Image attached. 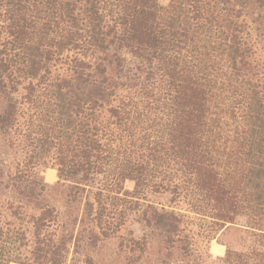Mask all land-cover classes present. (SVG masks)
<instances>
[{
	"label": "trees",
	"instance_id": "obj_1",
	"mask_svg": "<svg viewBox=\"0 0 264 264\" xmlns=\"http://www.w3.org/2000/svg\"><path fill=\"white\" fill-rule=\"evenodd\" d=\"M0 193V264H264V0H0Z\"/></svg>",
	"mask_w": 264,
	"mask_h": 264
},
{
	"label": "rangeland",
	"instance_id": "obj_2",
	"mask_svg": "<svg viewBox=\"0 0 264 264\" xmlns=\"http://www.w3.org/2000/svg\"><path fill=\"white\" fill-rule=\"evenodd\" d=\"M169 0H159V3L163 6L167 5ZM7 159L10 167L12 168V159L11 157H4ZM42 176L46 183L53 184L57 178V172L54 168L47 167L43 169ZM126 190L131 191L133 189V183L127 181L124 185ZM149 200L154 202H165V197L163 196H150ZM9 202L7 195H2L0 193V205L3 208L6 207V203ZM244 222L239 220L235 225H227L213 240L210 244L209 252L213 257L224 255L227 249L232 250H246L249 243L252 241L251 232L244 226ZM214 246H219L222 248V251L214 250ZM15 264V263H10Z\"/></svg>",
	"mask_w": 264,
	"mask_h": 264
}]
</instances>
